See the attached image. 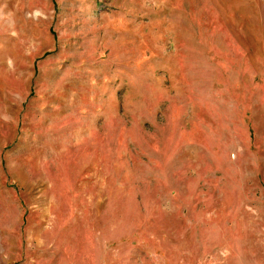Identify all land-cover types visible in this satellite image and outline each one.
I'll return each mask as SVG.
<instances>
[{"label":"rangeland","instance_id":"1","mask_svg":"<svg viewBox=\"0 0 264 264\" xmlns=\"http://www.w3.org/2000/svg\"><path fill=\"white\" fill-rule=\"evenodd\" d=\"M0 264H264V0H0Z\"/></svg>","mask_w":264,"mask_h":264}]
</instances>
